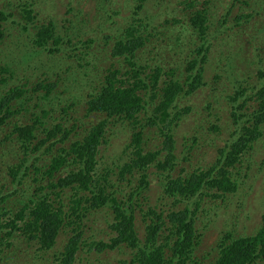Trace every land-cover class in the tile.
<instances>
[{
	"label": "rangeland",
	"instance_id": "1",
	"mask_svg": "<svg viewBox=\"0 0 264 264\" xmlns=\"http://www.w3.org/2000/svg\"><path fill=\"white\" fill-rule=\"evenodd\" d=\"M18 1L20 2V0H0V8L7 14L6 18L0 17V22H3L10 32H6L0 45V95L6 93L10 87L14 88L13 85L18 86L17 89L24 90V93L11 105L14 110L13 115L0 128V197L14 189L24 190L25 195L22 196L20 191H17L14 195L1 197L0 212L8 209L13 212L18 210L21 205L19 199L25 201L27 196H33L34 192L37 195L44 194L48 189L36 191L35 188L46 184L48 179L56 181L57 177L69 172L70 164L61 166L50 176H46L41 170L43 165L48 163L51 152L55 153L60 145L67 149L73 140L80 138L87 126L97 121L96 113L85 117L83 112L89 94L99 88L107 69L112 68V64L114 67H126L121 64L125 62L124 59L122 61L119 57L113 58L110 55L112 42L105 43L102 39V34L107 33V30L101 29V22L109 26L111 19H115V23L126 21L127 19L120 20L121 17L133 16L135 11L133 0H106L107 5L103 7L104 10L117 11L115 16L112 12L110 17L104 13H100V17L96 15L100 11L97 10L100 6L95 0H28L26 3L33 5L35 20L38 23H47L51 20L55 28H58V42L50 43L45 49L40 50L32 45L30 35L25 32L31 21L19 14L16 15L14 4ZM188 2H193V6ZM200 7L206 9L208 16L214 11L220 12L228 7L231 17L240 14H250V17L241 18L238 26L234 28L240 38L229 40L228 45L227 41L223 40L220 49H208V59L203 63V78L206 85L190 94L179 95L175 100L177 108L172 111L174 113L177 110L180 113L184 111L181 118L172 120L170 115L162 122L157 115L156 121H152L151 104L147 105V113L139 114L137 125L142 131L145 151L160 147L164 140L163 131L170 129L175 140L174 152L176 156H180L179 163L172 171L173 176L178 174L182 165L189 169L199 165L209 166L216 159L217 149L229 142L228 137L231 136L230 133L235 126L231 114L233 107L226 103V99L220 97L222 90L227 92L230 89L229 76L236 74L238 78L244 79L242 86L246 88V94L243 95L244 106L238 110L244 113L237 120L239 126L246 123L250 113L258 106V97L254 92L264 81V74L260 78L256 77L257 70L264 68V0H146L143 7L134 14L142 19L146 34L150 33V40L138 54H142L149 63L163 66V72L174 65L176 58L187 50L186 48L198 44L201 40L197 30L189 22V16ZM77 14H82L85 19L82 25L76 26L73 22L74 15ZM14 18L15 28L12 24ZM66 19H70L71 22H65ZM246 19L248 22L245 21ZM168 36L171 47L164 48ZM89 37L94 41L86 48L80 47V43L87 41ZM74 44L78 46L75 47ZM77 47L81 49L73 51ZM101 47H104L103 50ZM174 50L178 55L174 57V62H171ZM179 69L182 70L183 66ZM178 71L176 70L175 75L171 77L182 80L184 72L179 74ZM262 72L264 73V70ZM216 73L220 78L214 80L213 76ZM2 78L4 82L1 81ZM169 78L170 76L162 75L158 87ZM42 80L55 81L58 85H54L53 90L44 96L45 89L36 88V84ZM151 95L149 89L140 93V96L147 101ZM67 104L71 106L63 111L62 106ZM28 105H30L29 114L34 108L37 114L41 109H51L46 115L41 116L45 121L44 127L50 128L55 124L54 122L61 121L64 127L70 128L74 124V130L64 142H57L50 152L48 144L54 139L53 137L46 140L37 150L24 152L16 136L10 133L14 125L33 123V119L25 110ZM260 131H262L261 135L255 142H251L250 148L242 154L237 167L231 169L233 173L239 172L238 189L220 199L207 197L200 207L205 212L197 214L195 224L197 232L201 235L194 253L199 256L203 264H210L217 250V240L223 232L230 230L236 235L249 234L260 225L264 213V123L261 124ZM129 133L126 122L121 123L117 120L114 124H110L106 141L98 147L99 164L95 170L97 176H103V169H98L101 166L112 165L118 159L120 161L125 159L130 151L127 149L124 152ZM35 134V142L45 138L44 132L38 127ZM57 135L59 137V134ZM21 156L26 159L20 160ZM19 162L28 164L29 167L25 175L20 178V182H17L9 175L7 167ZM30 163L40 166L41 170H35ZM114 166L117 170V166ZM154 172V167L149 169L148 189L144 192L134 190L138 185V176L135 175L130 178V182L123 179V182L118 181L114 184L116 197L119 198L120 203H124L123 209L127 208L129 197H132L130 202L133 205L126 211L133 215L134 229L142 240L145 237V226L150 221L149 215L145 217L144 212L148 207H153L159 212L165 210L164 206L156 205L162 189ZM112 176L116 178L114 173ZM92 178H95V175ZM160 185H162L161 181ZM66 191L58 193V200L62 204L67 203ZM82 214L81 225L84 233L72 264H134L130 261L132 250L125 245L102 251L83 245L98 239L106 240L110 235L107 224L112 214L108 206ZM3 216L1 222L5 221ZM67 237L66 232H60L56 243L45 251L37 248L39 245L37 241H29L22 237L20 232L12 231L8 237L10 244L6 240V245L0 246V264H53L63 250Z\"/></svg>",
	"mask_w": 264,
	"mask_h": 264
},
{
	"label": "trees",
	"instance_id": "2",
	"mask_svg": "<svg viewBox=\"0 0 264 264\" xmlns=\"http://www.w3.org/2000/svg\"><path fill=\"white\" fill-rule=\"evenodd\" d=\"M27 1L22 0L21 2L20 0L14 4L16 15L19 14L31 21L34 33H29L30 42L35 48L45 49L49 43L57 42L58 28H55L51 20L47 23H38L35 20L33 5L27 4ZM145 1L133 0L134 14L143 7ZM105 2L106 0H95V3L100 6V9H97L100 11L96 15L100 17V13H104L110 17L113 12L115 16L116 9L104 10L103 7L107 5ZM188 4L193 6V2H188ZM205 10L201 7L197 8L189 16L190 24L199 33L200 42L186 48L187 50H184L175 62L174 57L178 53L174 50L171 56V62H174V65L164 72L162 71L163 66L149 63L142 54H138L150 40V33L146 34L141 18L133 14V16L121 17L120 20L127 19L126 21L115 23V19H111L109 26L107 23L101 22V29L107 30V33L102 34V39L105 43L112 42L110 55L113 58L119 57L122 61L124 59L125 64H121L126 67H114L112 64L113 67L107 69L99 88L89 94L83 113H85V117L96 113L97 121H93L87 126L80 138L73 140L67 149L60 145L55 153L51 152L48 163L43 165V170L40 166L30 163V166H34L35 170L43 171L46 176L52 175L61 166H67L66 164H70V168L66 175L57 177L56 181L48 179L46 184L38 185L35 188L36 191L48 189L44 194L37 195L34 192L33 196H27L25 201L19 199L21 205L18 210L13 212L8 209L0 212V219L4 215L3 219L5 220L3 222L0 220V246H5V241L8 240L11 232L16 230L29 241H37L38 249L46 251L52 248L60 232L64 231L68 237L63 245V250L60 251L53 264H72L84 233L81 225L82 213L87 214L89 210L108 206L112 214L111 219L109 217L110 223L107 224L110 235L106 240L98 239L83 245L94 247L98 251L125 245L132 250L130 261L134 264H203L199 256L194 253L201 235L197 232L195 224L198 218L197 214L205 212L200 207L207 197L220 199L238 189L239 172L233 173L231 169L237 167L242 154L250 148L251 142H255L262 133L260 128L264 123V81L254 92L259 99V101L257 99L258 106L250 113L246 123L239 126L237 120L244 113L238 110L244 106L243 95L246 94V88L242 86L244 79L238 78L236 74L229 76L230 89L227 92L222 90L220 97L226 99V103L233 107L231 114L235 126L230 133L231 136L228 137L229 142L217 149L216 159L209 166L199 165L189 169L182 165L178 174L173 176L172 171L179 163L180 156H176L174 152L175 140L170 129L167 128L163 131L164 140L160 147L145 151L142 131L136 124L139 121V114L148 112L147 105L149 104L153 106L150 111L152 112L150 117L152 121H156L157 115L162 122L170 115L172 120L181 118L184 111L181 113L179 110L175 113L172 111L177 108L175 100L179 95L190 94L197 88L206 85L203 78V63L208 59V49H220L223 46V40H226L228 45L230 44L229 40L234 41L240 38L234 28L236 25L238 26L241 18L250 17V14L231 17L228 7L220 12L214 11L210 14L211 16H208ZM6 15V12L0 8V17L4 18ZM73 19L76 26L85 22L82 14L74 15ZM14 20L15 18L12 21L14 22ZM245 21L248 22L247 19ZM65 22L70 23L71 20L66 19ZM3 38L4 32L0 30V43ZM166 39L164 48L171 47L169 36ZM86 40L79 46L86 48L94 41L90 37ZM74 46L78 45L74 44ZM80 47L73 51L80 50ZM103 48L101 47V50ZM257 48L259 47L257 46ZM257 55L260 56L259 52ZM171 62L169 64H172ZM181 66H183L182 70L179 69ZM261 68L256 72L257 78L264 74L262 72L264 68ZM176 70H179V74L184 72L182 80L171 77L175 75ZM162 75L170 76V78L168 81H163L162 86L158 87ZM213 78L214 80L220 78V75L216 73ZM1 81L4 82L3 78ZM56 84L58 85L55 81L45 82L42 80L36 84V88H44V96H47ZM215 86L217 87V85ZM13 87L8 88L6 93L0 95V128L13 115L14 110L11 105L14 100L24 93V90L16 88L18 86L13 85ZM148 89L152 92L149 101L140 96L141 91ZM70 106L68 104L62 106L63 111H66ZM29 109L30 105L26 106L27 113ZM49 110L51 109H41L37 114L34 108L30 113L32 116L28 113L29 117L33 119V123L13 126L10 134L16 136L24 152L37 150L40 145L45 144L46 140L53 137L54 139L48 144L50 152L57 142H64L74 130V124L70 128L64 127L60 123L61 121L54 122L55 124L50 128L44 127L45 121L41 116L46 115ZM65 114L67 113L65 112ZM98 116H100L99 119ZM117 120L121 123L127 120L129 124H132L131 134L128 135V142L124 149V152L127 149L130 151L122 161L118 159L112 165L98 168L103 169V176H97L95 170L99 164L98 147L103 141H106L105 137L107 130L110 129V124H114ZM37 127L44 132L45 138L35 142ZM25 159L26 157L21 156L20 160ZM114 165L117 166V170ZM28 167V164L19 162L8 166L7 169L9 175L20 182V178L25 175ZM153 167L162 189V193H159L157 197L156 205L164 206L165 210L159 212L153 207H148L144 212L145 217L149 215L150 221L145 226V237L142 240L134 229L133 215L126 211L133 205L130 202L132 197H129L127 208L123 209L122 204L124 203H120L119 198L116 197L117 191L114 184L118 181L123 182V179L130 182V178L135 175L138 176V185L134 190L147 191L149 184L147 174ZM113 173L116 178L112 176ZM93 174L95 178H92ZM160 181L162 185H160ZM65 190H67L65 193H68L65 195L67 203L62 204L58 200V193ZM17 191H20L22 196L25 195L24 190L14 189L1 197L14 195ZM167 198H169L168 201ZM57 202L59 203L56 204ZM7 243L10 244V241L8 240ZM216 248L210 264H264V213L261 216L260 225L253 233L236 235L230 230H226L217 240Z\"/></svg>",
	"mask_w": 264,
	"mask_h": 264
},
{
	"label": "clouds",
	"instance_id": "3",
	"mask_svg": "<svg viewBox=\"0 0 264 264\" xmlns=\"http://www.w3.org/2000/svg\"><path fill=\"white\" fill-rule=\"evenodd\" d=\"M7 16V15H6ZM6 16H5V18H6ZM5 20V19H4ZM31 23V22H30ZM12 24L14 25V28H15V24H14V22L12 21ZM0 30L2 31V32H4V38H5V36H6V32L7 33H10V32H8L7 31V27L3 24V22H0ZM27 34H33L34 32H33V28H32V26H31V24L30 25H28L27 27H26V31H25ZM10 35V34H9ZM4 38L2 39V41H1V43H0V45L3 43V40H4ZM57 42H58V39H57ZM57 42H55V43H53V44H56ZM50 44V43H49ZM125 122H126V125L127 126H129V135L131 134V130H130V127L132 126V124H129L128 122H127V120H125ZM137 125V124H136ZM38 246L39 245H37V248H38Z\"/></svg>",
	"mask_w": 264,
	"mask_h": 264
}]
</instances>
